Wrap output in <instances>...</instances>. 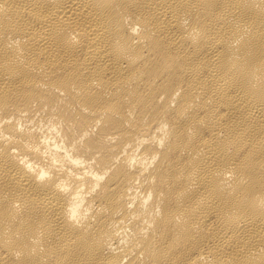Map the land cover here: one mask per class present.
Wrapping results in <instances>:
<instances>
[{
    "label": "bare ground",
    "instance_id": "bare-ground-1",
    "mask_svg": "<svg viewBox=\"0 0 264 264\" xmlns=\"http://www.w3.org/2000/svg\"><path fill=\"white\" fill-rule=\"evenodd\" d=\"M0 264H264V0H0Z\"/></svg>",
    "mask_w": 264,
    "mask_h": 264
}]
</instances>
